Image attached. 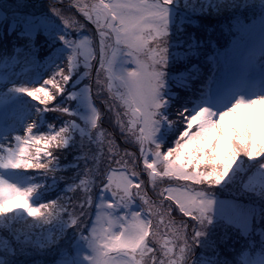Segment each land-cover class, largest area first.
<instances>
[{
    "label": "snow or ice",
    "instance_id": "obj_1",
    "mask_svg": "<svg viewBox=\"0 0 264 264\" xmlns=\"http://www.w3.org/2000/svg\"><path fill=\"white\" fill-rule=\"evenodd\" d=\"M38 7L0 0V29L11 33L0 52V236L48 233L34 249L44 264H201L240 220L246 240L229 264H241L249 241L264 247V0H48L52 17L43 19ZM170 9L182 24L173 25ZM81 57L87 130L71 109ZM17 63L54 67L39 86L17 85L8 75ZM248 88L251 99L241 94ZM105 90L103 112L93 101ZM173 95L236 98L169 121ZM113 116L122 153L102 130ZM165 125L183 126L172 147L157 142ZM242 161L260 163L238 169ZM148 182L159 189L170 240L153 227L160 211L146 198ZM52 185L56 198L37 200Z\"/></svg>",
    "mask_w": 264,
    "mask_h": 264
},
{
    "label": "rangeland",
    "instance_id": "obj_2",
    "mask_svg": "<svg viewBox=\"0 0 264 264\" xmlns=\"http://www.w3.org/2000/svg\"><path fill=\"white\" fill-rule=\"evenodd\" d=\"M85 2L91 3L92 0H85ZM34 3L37 6L41 4L44 5L43 8L38 7L36 9L35 16L37 19H43L45 13H47L49 17H52V14L48 12V9H47L48 0H34ZM77 18L80 19L79 16ZM53 19H55L56 24L59 26V30L62 31L63 23L59 21L58 18L53 17ZM170 19L173 25L177 26L176 18L172 19L170 15ZM84 22L87 23L86 21ZM56 43L58 45L62 44V42L59 40H57ZM80 60H81V64H80V68L78 69L79 71L73 76L72 82H71L72 91L76 93V99L72 102L71 109L74 113H76L77 120L80 126L84 127L87 130V127L89 126L91 110L88 105L87 93H85L83 90L85 86L89 84V81L87 77L83 75L84 73L83 57H81ZM56 62L59 63V59ZM4 64L2 65L0 63V82H2L5 78V73L3 71ZM37 67H40V68L37 70L36 69ZM53 67H54L53 65H43V67H41V65H38V66L33 67V66H30L24 63L10 64L8 75L11 76V78L15 81L17 85L27 84L31 86L35 84L36 86H39L44 79H47L49 77V73L53 70ZM76 81H79V82L77 83ZM94 83L95 81L93 79V85ZM241 94L244 95L245 98L251 99L256 94V91L252 88H248V89H244ZM93 95H95V87H93ZM101 97L102 98L100 100L93 101V106L100 108L103 112H106L107 109L104 107V100L110 99L107 90L101 93ZM20 98H21V101L24 103H27V104L35 103L34 101H31V99L27 96H21ZM235 98H236L235 95L227 97L223 101L213 98L212 101L209 103H207L208 98H204L203 101H201V104H200V101L195 99L193 101H186L184 105H181V103H179V100L173 95L171 97L169 106L164 111L168 115L169 121H172V120L178 121L180 119L179 115L177 114L178 111L180 112H183L186 110L198 111L201 107H205V106L211 107V108H217L221 104H223L224 107H227V106H230V104ZM260 111L262 114H264V107H262ZM42 123H47L46 117H44V120L42 121ZM102 130L107 133L112 134L114 138H116V144L119 146L121 153H122L123 148H124V141L119 138L120 132H119V128L116 125V120L114 116L111 118V120H109L107 117H104V124L102 126ZM182 130H183L182 125H177L172 128H169L167 125H165L162 128L160 135L157 137V142L165 147H172L174 146L175 140L178 138ZM128 150L132 151L133 149L130 147ZM105 152H107V147H105ZM253 163L258 165L260 162L242 161L238 165V169H241V168L246 169L250 164H253ZM112 167L119 168L120 165L113 163ZM140 168L141 169L143 168L142 162L140 164ZM144 176H146V173L143 174L141 178H144ZM38 179L39 180L41 179L43 183L45 182L43 178L38 177ZM164 186H166V184L162 185L161 189ZM157 191H159V189ZM157 191H153L151 182L147 183L146 185L147 197L146 198L153 202L152 203L153 208H157L160 211V214L154 215L152 217L153 227L159 229V232L161 234L160 236L161 241L170 240L171 236L166 235V233L170 231V229L168 228V225L170 222L169 217L167 215H164L163 209L160 208L161 198L157 195ZM56 196L48 197L47 201L50 199H55ZM164 203L167 204L168 202L164 201ZM29 219L35 220L36 218L29 217ZM238 224H239V229L241 231H244V229L246 228V223L243 220H240L238 221ZM59 227H60L59 225H56V228H59ZM240 230L235 233H230L226 238L218 235L217 243L213 245L211 248L204 251V253L199 256V260L201 261V264H229V261H230L229 256H220L219 258H217L216 256L218 254H223L227 252V249H228L227 242L231 238L236 239V236L239 234ZM40 233H41V229H37L35 236H26V237L15 236L11 239H6L5 237L0 236V256L3 257V255H6L8 252L12 253L14 251L20 252L19 254L23 256V255L28 254L30 249L34 250L36 248H39L37 247V245L42 246L43 245L42 242L44 241V239H47L48 237V233H44L42 235ZM88 251L89 250L87 249V251L84 253L86 254ZM10 256L12 255H9V257ZM208 257L211 260H213V263L209 262Z\"/></svg>",
    "mask_w": 264,
    "mask_h": 264
},
{
    "label": "trees",
    "instance_id": "obj_3",
    "mask_svg": "<svg viewBox=\"0 0 264 264\" xmlns=\"http://www.w3.org/2000/svg\"><path fill=\"white\" fill-rule=\"evenodd\" d=\"M170 15L172 19L176 18L177 26L182 24V21L177 18V14L172 9H170ZM7 34H11V33H7L5 32V30L0 29V52H2L4 49L10 48V45L7 43V41L4 40V35H7ZM1 59L3 60L4 57L0 56V60ZM41 67H43V65H41ZM39 68L40 67H37L36 69H39ZM46 120H47V123H50L55 120V117H50V118L46 117ZM71 158L72 157L69 156V160H71ZM27 171L34 173L36 170L31 169ZM40 181L42 182L41 179ZM58 193H59V190L57 189V187L55 185H52L50 189L46 188L41 193H39L37 196V200H39L40 198H43L45 201H47L48 197L56 196V194ZM46 240L47 239H44L42 244L46 243ZM245 240H246L245 233L244 231L240 230L239 234L236 236V239L231 238L227 242L228 244L227 252L223 254H218L216 257L219 258L220 256H229V259L231 260L234 251L241 248ZM261 243H264V241H262ZM40 246L41 245H37V247H40ZM251 248H254L255 251L252 252L248 250ZM83 251L86 252L87 249L85 248ZM10 253L11 252H8L6 255H3V257L0 256V264H44L45 258L40 256L38 253H36L32 249L29 250L28 254L23 255V256L19 254L20 252H16V251L12 252L11 254ZM9 255H12V256L9 257ZM209 262L213 263V260L209 258ZM241 264H264V247L259 246L257 244V241H249L247 244V248L245 249L244 255L241 257Z\"/></svg>",
    "mask_w": 264,
    "mask_h": 264
},
{
    "label": "bare ground",
    "instance_id": "obj_4",
    "mask_svg": "<svg viewBox=\"0 0 264 264\" xmlns=\"http://www.w3.org/2000/svg\"><path fill=\"white\" fill-rule=\"evenodd\" d=\"M38 70V69H37ZM36 70V71H37ZM201 101H203V99L200 100V104H201ZM186 102V100H179V103H181V105H184V103ZM206 102V101H205Z\"/></svg>",
    "mask_w": 264,
    "mask_h": 264
}]
</instances>
